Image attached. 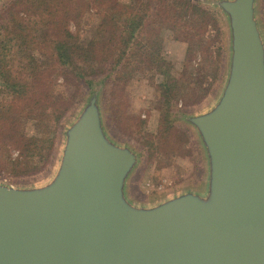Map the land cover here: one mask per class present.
I'll return each mask as SVG.
<instances>
[{"label":"water","instance_id":"obj_1","mask_svg":"<svg viewBox=\"0 0 264 264\" xmlns=\"http://www.w3.org/2000/svg\"><path fill=\"white\" fill-rule=\"evenodd\" d=\"M1 1V0H0ZM257 0H222L229 22L223 90L188 118L205 159L202 188L142 203L137 153L106 128L89 91L66 129L54 176L0 182V264H264V34Z\"/></svg>","mask_w":264,"mask_h":264},{"label":"rangeland","instance_id":"obj_2","mask_svg":"<svg viewBox=\"0 0 264 264\" xmlns=\"http://www.w3.org/2000/svg\"><path fill=\"white\" fill-rule=\"evenodd\" d=\"M14 1H0V37H6L7 69L12 75L11 86L16 85L6 87L0 76V182L18 187L48 182L56 172L66 129L79 115L89 91H95L110 135L137 153L138 163L129 187L131 197L154 203L203 187V150L196 130L187 120L211 108L224 87L229 20L218 6L222 0H191L209 10L218 23L210 21L198 36L177 38L178 34L169 29V21L164 22L169 18V8L164 12L153 7L147 18L145 8L138 10L139 16L145 15L146 26L134 46L130 45L134 52L127 50L118 68L124 67L121 73L107 64L98 73L85 72V77L75 80V63L61 65L50 52L37 47L33 53L42 66L41 82L32 80L31 74L21 68L13 22L8 28L9 20L1 18ZM17 9V17L27 15L21 7ZM84 10L81 20L71 21L70 30L88 43L99 35L100 16L97 7ZM256 15L264 34V0L256 1ZM195 30L190 28L193 33ZM169 70L181 86L177 100L169 101L161 87L162 72ZM25 86L29 88L23 89ZM62 101L67 110L56 121L58 112L53 108L64 109ZM9 107L12 111L8 112ZM169 122L173 133L166 132ZM169 141L175 142L172 150Z\"/></svg>","mask_w":264,"mask_h":264},{"label":"trees","instance_id":"obj_3","mask_svg":"<svg viewBox=\"0 0 264 264\" xmlns=\"http://www.w3.org/2000/svg\"><path fill=\"white\" fill-rule=\"evenodd\" d=\"M19 7L27 12L26 16H16L15 12ZM94 7L99 8L97 15L100 16L98 27L100 32L88 43H84L78 34L71 32L70 23L81 20L85 14L84 9L91 10ZM153 7L165 9L164 12L169 8V18L166 17L164 22L169 21V29L178 34L177 38L198 36L205 31V26L210 21H215L209 10L191 0H129L128 3L119 0H15L6 8L1 18L9 20L8 28L13 22L18 40L17 58L21 68L31 74L32 80L41 82L40 77L43 73L42 66L33 53L37 47L50 52L61 65L75 63V72H73L76 75L75 80H80L88 74L85 72L98 73L97 71H101L107 64L112 65L111 68L117 73H121L124 67L119 71L118 68L127 55V50L134 52L130 45L134 46L137 36L144 25L146 26L147 12ZM142 8H145L146 18L145 15L138 14V10ZM190 28L197 29L195 30L197 34L191 32ZM5 43L6 37L1 38L0 76L6 87L16 88L15 84L11 86L12 75L7 69L9 68L8 52ZM158 45L160 46L159 43ZM42 65L45 68V64ZM162 74L161 87L164 88L168 100H177L181 86L171 75L170 70ZM28 88L29 86L23 87V89ZM61 103L65 108L60 111L53 108L57 106V102L53 103V111L58 112L56 121L61 120L67 110L66 103L64 101ZM10 107L7 109L8 112L12 111ZM173 129V125L169 122L166 132L173 133ZM169 146V150L174 149L175 142L169 141Z\"/></svg>","mask_w":264,"mask_h":264}]
</instances>
